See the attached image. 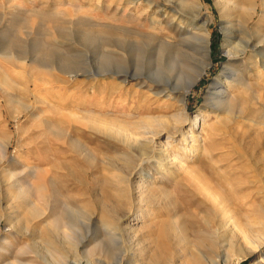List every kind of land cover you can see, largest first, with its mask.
Returning <instances> with one entry per match:
<instances>
[{
	"label": "rangeland",
	"instance_id": "obj_1",
	"mask_svg": "<svg viewBox=\"0 0 264 264\" xmlns=\"http://www.w3.org/2000/svg\"><path fill=\"white\" fill-rule=\"evenodd\" d=\"M152 1L0 0V76L15 87L0 85L8 98L0 96V264H264V149L230 139L239 151L233 170H218L208 156L189 157L188 166L227 197L234 220H224L181 170V146L191 144L178 130L191 132V124L180 127L174 118L204 117L194 133L207 143L210 127L229 119L221 94L241 98L234 73H248L255 59L250 49L229 60L227 34L235 43L263 36L262 0L248 24L249 13L237 8L242 0ZM198 14L208 20V67L186 94L194 60L177 65L169 52L156 51L170 40L190 56L205 55L183 43L203 22ZM4 53L21 57L24 67L4 61ZM104 84L142 94L131 91L116 109L101 107ZM163 91L172 99L154 94ZM101 117L141 122L133 146L106 134ZM154 130L161 134L155 152L148 132ZM49 193L51 211L33 216L24 201L43 209ZM193 193L203 207L189 199ZM64 203L77 211L69 217L73 230L48 237L45 229L53 230Z\"/></svg>",
	"mask_w": 264,
	"mask_h": 264
},
{
	"label": "bare ground",
	"instance_id": "obj_2",
	"mask_svg": "<svg viewBox=\"0 0 264 264\" xmlns=\"http://www.w3.org/2000/svg\"><path fill=\"white\" fill-rule=\"evenodd\" d=\"M147 1H148L149 5H151L153 2L152 0H147ZM180 2L181 1H179V3ZM242 2H243V4L237 5V8H240L243 11L249 13L248 17L244 19L245 23L248 24V22L256 14L257 0H242ZM180 5L184 8L187 7L184 2H181ZM262 5L264 6V0H262ZM189 9H191V7ZM192 10H194V9L192 8ZM261 14H262L261 17H264V10H261ZM198 19H200L203 22L200 24V26L195 27L194 30H192L193 32L189 33V35H188L189 37L187 39H185V41H183V43H184V45L185 44L189 45L190 49H191V46H194L195 50L198 51V54L200 52L204 51L205 55L201 56L202 55V53H201L199 57L195 56V54H194V56H190L188 54V52H186V50H187L186 48H183L179 44L176 45V43L170 42V40L169 41H166V40L159 41L158 44H159L160 48L157 49V51H156L157 54L155 53L159 57L163 54V52H169L170 55L172 56L171 59H173V62H175L177 65L178 64L184 65V60L187 58H189L188 60H194L193 62H195L196 65L193 67V69L190 68L191 73H190V75H188L187 79L184 81L183 89H184L186 94H188L192 90L194 85L199 81L201 75L204 73V71L208 67V63H206V61H205V57L209 53V45H210V33L208 31V20L204 17H201L200 14L197 15V20ZM157 22H159V21L152 19L151 25L154 27V23H157ZM225 31H227V29H225ZM120 32H122L125 36L131 35L129 32H127L125 30H122ZM120 36H121V34H120ZM125 36L119 38L122 42H124V44H126L125 42H127L125 39ZM150 36H151L150 38H152L155 41L159 40V39H157L158 35L155 33L151 34ZM248 37H249L248 40L240 39L235 43V39L232 38L229 34H227L225 44L227 45V48H229L227 53H226L227 58L229 60L233 61L235 59H238L241 55L246 54L247 51L250 49H252V51H251L253 53L252 57L255 60H254V62L252 61L254 63V64H252V66L249 65V72L247 71L248 73H246V74H244V73L239 74V72L234 73L235 79H233V81H232V87H234V89H238V90L241 89V91H242L241 98H236L231 94L228 95V92L222 91L223 93L221 94L222 95V98L220 100L221 102H218V103L220 105H222V107L224 106L225 112L229 116V119L222 120L220 118L221 116L218 115V117L220 119L217 120V118H216L217 121L215 122L214 125H212L210 127V135L212 136V140L210 141V143H207L206 140H203L202 137L200 138L199 136H197L194 133V130L198 127L199 123H201V122H203V124L205 123L204 117L200 118L199 116H196L195 120H192V121L188 120V118H184V117H186L184 115L185 113L184 114L178 113V115H176L174 117L177 120L176 122L180 124V127L183 126L186 122H189L191 124V128H190L191 132H189V131L185 132L183 128H181L180 130L177 129L179 132V135L183 139V143H185V144L187 143V145H188V143L191 144L190 148H187V146H185V147L181 146L182 147L181 150L183 151V157L181 158L182 159L181 160V170L186 172L187 175H190V177H191L190 182L191 181L194 182V180L196 181L197 186H198L197 188L199 189V191H198L199 195L203 196L207 200L212 201L214 209L218 213L221 214L220 218L224 217V220L226 217H229L230 219L234 220L233 219V217H234L233 211L228 207V204H227V202H228L227 197L223 193L215 191V189L211 186V184H209L207 182V180H206L207 178H205L203 172H201L200 169H198V170H196V168L193 169L192 167H189L187 163L191 157L192 158L194 157L195 159H197L199 161L200 158H202V157L204 158L205 156H208L209 159H211V163L213 165H216L217 166L216 168H219L218 170H223V169L233 170L235 168V164H236L233 161V159H234V157H237L236 155L239 153V151H238L237 146H234L233 144H231V141H234L235 143H239V144L247 143V142L252 143V145H253L252 151L253 152H255L257 150L264 149V35L263 36L257 35V37L255 39L252 36H248ZM180 42H182V41H180ZM248 53H250V52L248 51ZM107 54L109 55L108 51H107ZM3 57H4L3 58L4 61L9 63L10 65H13L16 68H21V67H24V65H25V60H23L21 57L15 55V54L4 53ZM187 61H185V62L187 63ZM31 67L33 68L34 65H32ZM43 68H45V67H43ZM48 71H51V70L48 69ZM254 71H256V72H254ZM9 78L7 76L1 74L0 85H3L4 87L8 86V88L13 86L12 83L9 81ZM126 82H128L127 73L125 74V78H124V83H126ZM3 86L0 87V96L6 98L7 90ZM110 87L111 86H109L107 84L106 85L104 84L102 86L103 94L100 97L101 107H108V108L113 107L116 109L119 105L123 104V101H124L123 97H127L128 95H130L131 91H135V90H132L131 88H127L125 85H122V86L116 87V88L113 87V89H115L113 91H110L112 88V87L111 88ZM175 89L178 90L180 88H175ZM135 94L137 96H141L142 92L135 91ZM154 94L157 97L160 95L161 96L165 95L169 99H172V94L167 93L166 91L155 92ZM166 94H168V95H166ZM7 97H8V95H7ZM6 99H8V98H6ZM222 107H219L218 109L221 108V110H224V109H222ZM216 111H217V109H216ZM87 112H89V111H87ZM112 112L114 113V111H112ZM89 114H87L86 117ZM110 114H112V113H103V114L100 113L101 116H103V115L109 116ZM82 115L84 116L85 114H82ZM113 115H115V114H113ZM126 115H128V114H126ZM91 118H92L91 120L95 119L93 117H91ZM78 120H80V119H78ZM150 120L153 121L152 119H150ZM85 121L88 122L86 119H85ZM97 121H100L101 123H99V124H102L104 126V128L107 132L106 134H109V136L118 140L119 142H124L125 144L130 145V147L128 149H130L133 146L131 143V142H133L132 140L135 139L141 133L140 128H139V125L142 124L141 122H139V123H137V122L128 123V122H122L121 120L115 121L113 119L110 120L109 118L107 119V118H102V117L100 120L97 119ZM153 123H155V122L153 121ZM133 127H137V131H139V132L135 131L133 129ZM148 127H150L149 128L150 130L154 129L153 128L154 126H151V125ZM148 132L152 133L153 141H154V146L152 147L153 148L152 151L155 152L157 150V148L155 146V141L160 139L161 134H159V132H157L155 130L154 131H148ZM230 139H231V141H230ZM127 145H125V146H127ZM166 146H167V149L171 150L172 149V142L167 143ZM135 150H136V148H135ZM3 151H5V150H3ZM3 151H1L2 155L4 154ZM214 159H217V160L214 161ZM202 166L203 167H201V169L205 170V168H206L205 164H202ZM187 179L189 180L190 178H186V181H188ZM192 179H194V180H192ZM190 182H189V184H191ZM194 184H195V182H194ZM52 194L53 193H49V195H47L46 197L44 196L42 198L43 209H39L34 204H29L27 200L24 201V204L25 205L28 204L30 206V212L32 213L33 216L37 215L39 213L41 215H45V213L47 211H51L50 209L53 207L51 205L52 204L51 203ZM30 195L31 194H29L28 196H30ZM189 199H191L192 201H195V203H197L198 207L202 206L204 204V202H206L204 199H202V197L199 198V196L196 195V193L191 194L189 196ZM263 202H264V200H263ZM40 204H41V201H40ZM241 205L244 206L245 203L242 202ZM206 207H207V205H206ZM62 209H63V212L60 213L53 220V222L51 224H49V226L52 227L53 230L49 231L47 228L45 229V231H46V232L44 231L46 233L45 235H47L48 237L53 234L52 233L53 231L64 233V230L66 228L73 230V227L71 225L69 217L77 215V211L74 210L71 206H69L66 203L63 204ZM260 209L262 210V208H260ZM253 211H254V209H253ZM78 212L82 214V212H80V211H78ZM255 212H256V210H255ZM255 212H253V213H255ZM64 213H65V215H64ZM217 235H218V231H217ZM246 237L248 238L247 235H246ZM215 262L216 261H213L210 264H215Z\"/></svg>",
	"mask_w": 264,
	"mask_h": 264
}]
</instances>
